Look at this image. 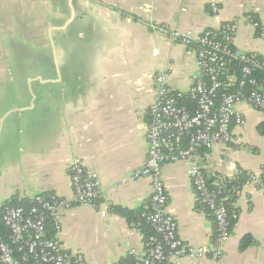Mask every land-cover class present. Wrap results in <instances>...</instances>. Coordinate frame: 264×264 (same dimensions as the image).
Segmentation results:
<instances>
[{"label":"crops","instance_id":"1","mask_svg":"<svg viewBox=\"0 0 264 264\" xmlns=\"http://www.w3.org/2000/svg\"><path fill=\"white\" fill-rule=\"evenodd\" d=\"M252 20L264 25V0H0V60L7 63L0 67V210L38 194L72 198L69 167L78 159L98 175L102 193L99 210L84 204L64 210V252H81L89 264H126L132 250L142 256L151 181L130 177L148 160L154 75L171 68L170 85L187 92L199 73L197 45L173 41L169 32L199 35L236 22V47L264 56ZM24 43L38 47L31 58L43 59L32 73L17 63V44ZM237 108L243 123L232 124V140L201 152L211 185L238 215L231 237L221 258L183 264H264V187L230 186L264 168V111L248 102ZM188 168L185 161L162 164L167 208L178 236L205 246L217 228Z\"/></svg>","mask_w":264,"mask_h":264},{"label":"built area","instance_id":"2","mask_svg":"<svg viewBox=\"0 0 264 264\" xmlns=\"http://www.w3.org/2000/svg\"><path fill=\"white\" fill-rule=\"evenodd\" d=\"M211 10L218 13L216 1L211 2ZM252 24L264 39V25L253 20ZM236 33V22L222 23L218 28L206 29L199 35L177 29L169 32L173 41L197 45L199 73L187 92L170 85L167 71L171 68L154 75L155 93L149 108L151 122L146 133L148 160L130 177L131 180L144 177L151 181L150 206L143 217L153 233L146 240V252L138 256L132 250L133 261L126 264H183L185 259L217 260L224 255L231 237L232 220L238 215L230 214L225 202L212 188L202 164L201 152L232 140V124L243 123L237 108L240 102H248L264 111V84L253 76V71L264 69V56L236 47ZM234 60L243 64L241 76L231 75L229 79L237 81L239 88L235 92L218 94L222 86L220 77ZM186 98L194 103L191 110L179 103ZM179 161L189 163L188 175L192 186L215 222L216 237L209 245L187 244L178 236L177 221L168 211V194L161 166L164 162ZM69 170L72 198L54 193L38 194L30 199L27 206L5 207L2 220L10 231L12 243L0 236V264H23L30 260L34 264H89L81 252L73 257L64 252L59 239L63 230V212L78 204L99 210L102 184L98 175L88 172L81 160L71 162ZM263 177L264 168L250 171L245 183L263 188ZM125 181L127 179L121 183Z\"/></svg>","mask_w":264,"mask_h":264},{"label":"trees","instance_id":"3","mask_svg":"<svg viewBox=\"0 0 264 264\" xmlns=\"http://www.w3.org/2000/svg\"><path fill=\"white\" fill-rule=\"evenodd\" d=\"M243 67V64L240 63L238 60H234L231 61L227 67L226 72L221 75L220 80L222 81V86L219 89L218 94H222L224 92H235L238 90L239 86H238V82H232L231 79H229V77L231 75H235V77L240 78L241 76V68ZM253 76L256 77L260 82H262L264 84V69H258L253 71ZM249 90V87H247ZM180 104H185L186 106H188V108L191 110L194 107V103L191 102L189 99H181L179 101ZM260 131L262 133H264V123H262L260 125ZM247 179V173L246 175H241V177L238 180H233L232 182H230V186H236V188H239L246 182ZM213 188V186H212ZM214 190H216L215 188H213ZM218 192V198L223 200L226 204V206L228 207V210L230 212V214L232 213V209L229 207L228 205V201L225 200L224 196L225 194L220 193L218 190H216ZM29 200L28 199H22V200H18L16 201L13 206H27L29 205ZM4 207L1 208L0 210V236H2V238L7 241L8 243H12V240L10 238V231L9 229L5 226L3 220H2V214L4 211ZM119 212H121V214L123 216H126L129 220H134V217H136V214H132L131 211L126 210V209H118ZM153 233V230L151 229V227L149 226V232L146 234L147 236H149L150 234ZM23 264H34L33 260H30L28 262H24Z\"/></svg>","mask_w":264,"mask_h":264},{"label":"rangeland","instance_id":"4","mask_svg":"<svg viewBox=\"0 0 264 264\" xmlns=\"http://www.w3.org/2000/svg\"><path fill=\"white\" fill-rule=\"evenodd\" d=\"M17 38V35H15ZM37 46L33 45V43H24V44H17V49H18V59L17 63L18 65L23 66L28 72L32 73L34 72L35 69H38L41 67L40 65L43 64V59H34L31 58V54H33L37 50ZM1 61V60H0ZM10 66L12 71L15 73V75L19 76L18 74V68L19 66L16 65V62L14 60H10ZM7 63L5 61L0 62V67H5ZM24 79V76H23ZM15 83L20 82V81H14Z\"/></svg>","mask_w":264,"mask_h":264}]
</instances>
